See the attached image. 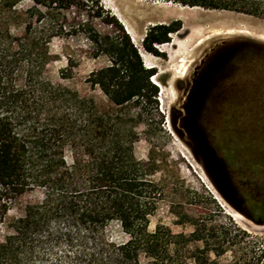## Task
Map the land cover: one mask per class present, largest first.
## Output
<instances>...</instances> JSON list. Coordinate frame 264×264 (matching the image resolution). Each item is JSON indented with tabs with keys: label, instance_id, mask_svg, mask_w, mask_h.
<instances>
[{
	"label": "trees",
	"instance_id": "16d2710c",
	"mask_svg": "<svg viewBox=\"0 0 264 264\" xmlns=\"http://www.w3.org/2000/svg\"><path fill=\"white\" fill-rule=\"evenodd\" d=\"M160 1L264 20V0ZM24 2L29 4L22 7ZM71 10L79 16L68 23ZM95 20L117 23L99 0H0V231L21 197L40 194L8 226L0 264H141L142 256L148 264H187L188 240L178 245L175 240L183 236L162 224L148 229L164 189L151 179L153 164L135 157L131 120L117 113L135 99L156 103L158 87L151 82L156 70L144 66L122 26L103 33ZM180 25L149 28L143 50L160 57L155 46L170 42ZM75 36L84 37L93 58L109 59L86 80L106 97V110L45 76L52 41ZM66 60L73 68L72 59ZM61 78H71L68 69ZM260 186L258 218L264 220V182ZM113 224L126 236L123 241L107 236ZM195 236L205 257L194 258V264H220L207 254L218 258L229 247H238V256L225 264H264V237L233 222L227 228L204 224Z\"/></svg>",
	"mask_w": 264,
	"mask_h": 264
},
{
	"label": "rangeland",
	"instance_id": "374dc122",
	"mask_svg": "<svg viewBox=\"0 0 264 264\" xmlns=\"http://www.w3.org/2000/svg\"><path fill=\"white\" fill-rule=\"evenodd\" d=\"M99 1L114 16L117 22L115 26H122L126 33L124 25L130 26L141 48L142 40L152 26L162 21L166 25L174 21L181 24L176 32L169 35L170 42L155 46L161 56L151 57L157 73L154 79L151 78V82L158 87L156 103L144 104L142 100L135 99L117 109L120 117L131 120L129 124L137 136L135 157L153 164L151 179L164 189V199L150 218L149 231L153 232L156 225L162 224L173 234L183 236L175 240L178 245L188 240L186 248L190 255L187 264H194L196 257H205L201 253L202 242L196 240L198 235L192 237L195 230L204 224L209 228H227L233 222L249 235L263 238L264 225L257 224L251 218L264 222L258 218L261 200L259 187L264 182V20L226 11L183 9L160 0ZM28 4L24 2L21 6ZM181 13H185V18L180 17ZM205 14V19L230 21L239 26L232 25L234 32L229 35L223 27H215L221 29L220 35L211 30L205 31L206 24H199L200 27L195 24ZM76 16L79 14L75 10L68 11V23ZM93 23L103 33L112 34L116 30L115 26H106L99 20ZM174 27L178 28L177 25ZM133 35L129 34L132 42ZM234 41L245 44L242 56L248 75L234 81L238 90L234 88L229 95L228 114L212 117L204 133L211 151L224 168V178L218 182L204 170V162L195 156L193 142L197 133L185 103L194 66L222 43ZM90 54V47L83 36L54 39L50 44V60L45 76L53 84L68 87L81 97L92 98L100 109L106 110L110 107L106 97L86 80L92 71L106 67L110 62L104 55L93 58ZM66 56L73 61L74 67L71 69L67 66ZM65 69L69 70L71 78H61V71ZM39 198L38 192H32L12 206L0 231V240L10 232L8 226L13 220L23 214L24 206ZM106 234L117 242L126 238L115 224L108 228ZM237 248L229 247L231 251L218 258L211 252L207 255L210 260H217L220 264L230 263L232 257L238 256L234 253ZM140 262L148 264L143 256Z\"/></svg>",
	"mask_w": 264,
	"mask_h": 264
},
{
	"label": "flooded vegetation",
	"instance_id": "af4514ba",
	"mask_svg": "<svg viewBox=\"0 0 264 264\" xmlns=\"http://www.w3.org/2000/svg\"><path fill=\"white\" fill-rule=\"evenodd\" d=\"M245 44L226 42L194 66L193 78L187 91L185 109L193 117L197 137L193 142L195 156L205 162L202 150L209 143L204 133L212 117L228 114L229 95L237 89L235 80L247 77V64L242 56ZM238 90V89H237ZM210 148V147H209Z\"/></svg>",
	"mask_w": 264,
	"mask_h": 264
},
{
	"label": "bare ground",
	"instance_id": "6f19581e",
	"mask_svg": "<svg viewBox=\"0 0 264 264\" xmlns=\"http://www.w3.org/2000/svg\"><path fill=\"white\" fill-rule=\"evenodd\" d=\"M183 9H185L186 7H182ZM182 9V10H183ZM189 10H203V9H201V8H188ZM196 13V12H195ZM199 13V12H198ZM184 14L185 13H181V15L182 16H180V17H182V18H185V16H184ZM211 14V13H210ZM173 15H175V14H173ZM180 15V14H179ZM177 17H178V15H176ZM208 16V15H207ZM212 16V15H211ZM219 16H220V14H219ZM223 16V15H222ZM222 16H220V17H222ZM225 16V15H224ZM226 16H228V15H226ZM205 17H206V14L204 15V17H202V19H197L196 21H195V24H202V26L203 25H205L206 24V28L204 29L205 31H209V30H211V31H213V32H215L214 34H217V35H220L221 34V29H216L215 27H223L224 29H225V33L226 34H232L233 32H234V29H233V26H236V24L237 23H233V22H230V21H216V20H208V19H205ZM232 18H234V17H232ZM219 19V18H218ZM224 19V18H223ZM227 19V18H226ZM230 19V18H229ZM193 20V19H192ZM122 22V21H121ZM208 22V23H207ZM244 22V21H243ZM159 24H166V22H164V21H162V22H159ZM245 24V23H244ZM233 25V26H232ZM238 25V24H237ZM239 26V25H238ZM241 26V25H240ZM199 27H200V25H199ZM237 27V26H236ZM235 27V28H236ZM136 29V28H135ZM238 29V28H237ZM126 30H127V32H128V34H131V35H133V32H132V30H131V28H130V26H127L126 25ZM202 32H204L203 30H202ZM237 32H239V33H241V32H243V30H237ZM244 32H246V33H248L249 34V31H247V30H245ZM135 34V33H134ZM133 42L135 43V46H137L138 47V50H139V53H140V55H141V57H142V60H143V62H144V64L146 65V67L147 68H152L153 67V65H152V61H151V54H149V53H147V52H145V51H143V49L139 46V44L137 43L138 41H137V37L135 36V35H133ZM140 42V41H139ZM200 42H202V41H199V43ZM166 45V44H165ZM185 72V68L182 70V74ZM153 79H154V77H152Z\"/></svg>",
	"mask_w": 264,
	"mask_h": 264
},
{
	"label": "water",
	"instance_id": "95a60500",
	"mask_svg": "<svg viewBox=\"0 0 264 264\" xmlns=\"http://www.w3.org/2000/svg\"><path fill=\"white\" fill-rule=\"evenodd\" d=\"M156 85V84H155ZM205 155V162L203 168L206 172H209L215 180L222 182L224 178V168L217 160L215 154L207 146L202 148Z\"/></svg>",
	"mask_w": 264,
	"mask_h": 264
},
{
	"label": "crops",
	"instance_id": "0c3cea01",
	"mask_svg": "<svg viewBox=\"0 0 264 264\" xmlns=\"http://www.w3.org/2000/svg\"><path fill=\"white\" fill-rule=\"evenodd\" d=\"M122 23V25H124L123 24V22H121ZM124 27H125V29H126V26L124 25ZM144 51V50H143ZM141 56V55H140ZM152 58H155V56L153 57V55L151 56ZM145 67H146V65H145ZM154 67V66H153ZM147 68V67H146Z\"/></svg>",
	"mask_w": 264,
	"mask_h": 264
},
{
	"label": "built area",
	"instance_id": "2783aa9c",
	"mask_svg": "<svg viewBox=\"0 0 264 264\" xmlns=\"http://www.w3.org/2000/svg\"><path fill=\"white\" fill-rule=\"evenodd\" d=\"M153 82V81H152ZM154 83V82H153Z\"/></svg>",
	"mask_w": 264,
	"mask_h": 264
}]
</instances>
